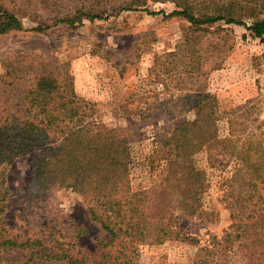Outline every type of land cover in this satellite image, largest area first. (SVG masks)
Instances as JSON below:
<instances>
[{
  "label": "rangeland",
  "instance_id": "374dc122",
  "mask_svg": "<svg viewBox=\"0 0 264 264\" xmlns=\"http://www.w3.org/2000/svg\"><path fill=\"white\" fill-rule=\"evenodd\" d=\"M180 1L193 6V12H222L231 3L234 12H246L248 25L264 18V0H0V21L5 12L22 25L0 34V74L5 65L19 62L34 71L46 64L51 69L63 66L77 95L94 104L97 123L140 135L132 144L134 190L150 188L162 174L157 163L146 159L168 125L170 111L177 108L172 102L178 95L194 96L201 90L215 95L221 139L229 136L232 125L243 139L244 131L264 133V42L245 26L219 22L197 28L173 14L182 10ZM75 18L73 25L37 30ZM38 151L19 155L4 171L0 167L10 190L6 226L41 237L49 248L57 239L52 229L73 236L79 226L85 230L79 247L94 251L105 234L76 193L59 189L37 194L29 187L32 157ZM195 159L210 181L203 198L206 215L203 223L184 216L181 225L205 240L207 232L221 236L230 226L220 180L234 169L231 164L216 168L206 152ZM197 252V245L181 241L144 245L138 264H189ZM19 253H1L0 264H22ZM232 264L243 262L236 257Z\"/></svg>",
  "mask_w": 264,
  "mask_h": 264
},
{
  "label": "trees",
  "instance_id": "16d2710c",
  "mask_svg": "<svg viewBox=\"0 0 264 264\" xmlns=\"http://www.w3.org/2000/svg\"><path fill=\"white\" fill-rule=\"evenodd\" d=\"M178 4L182 10L173 14L197 28L219 22L245 26L264 42V18L248 25L246 12H234L231 3L222 12H193V6ZM1 19L0 34L22 29L14 15L4 12ZM76 19L50 22L37 30L73 25ZM49 65L34 71L21 62L8 64L0 74V167L4 171L19 155L39 149L32 157V191L76 193L105 236L90 251L79 247L82 227H75L80 232L73 236L52 229L57 239L51 249L41 237L10 230L5 224L10 190L0 170V254L21 252L22 264H138L141 246L181 241L198 246L189 264H232L236 257L243 264H264L263 132L257 136L244 131L243 139L232 125L229 136L221 139L215 95L206 90L178 95L172 102L177 108L170 111L168 125L146 159L157 163L162 174L150 188L134 190L132 144L140 135L97 123L94 104L77 95L68 72ZM254 136L260 140L253 142ZM200 152H206L216 168L231 164L234 169L220 180L230 226L221 236L207 232L205 240L181 225L184 216L203 223L206 215L203 198L210 181L196 163Z\"/></svg>",
  "mask_w": 264,
  "mask_h": 264
}]
</instances>
